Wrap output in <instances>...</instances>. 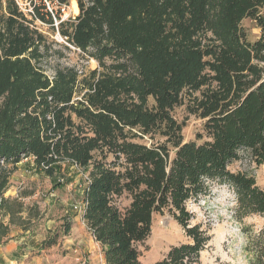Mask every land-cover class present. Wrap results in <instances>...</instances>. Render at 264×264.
<instances>
[{"label":"trees","instance_id":"trees-1","mask_svg":"<svg viewBox=\"0 0 264 264\" xmlns=\"http://www.w3.org/2000/svg\"><path fill=\"white\" fill-rule=\"evenodd\" d=\"M75 1L78 15L62 21L43 0L28 12L0 0V246L37 216L23 218V204L4 197L27 158L48 178L62 163L87 172L82 220L104 264H141L137 246L165 213L187 243L152 264H200L211 237L186 205L213 185L233 193L238 224L256 216L264 225V190L230 170L242 157L264 166V0ZM243 20L260 29L255 41ZM37 23L97 69L50 66L63 54ZM179 107L202 121L200 143L183 141ZM70 229L66 221L61 235ZM242 230L248 264H264V226Z\"/></svg>","mask_w":264,"mask_h":264},{"label":"rangeland","instance_id":"rangeland-1","mask_svg":"<svg viewBox=\"0 0 264 264\" xmlns=\"http://www.w3.org/2000/svg\"><path fill=\"white\" fill-rule=\"evenodd\" d=\"M22 11H31L32 5L38 7L37 0H14ZM58 7L55 0H43L49 3L53 13L60 14L62 21L74 18L71 3ZM78 10V9H77ZM264 16V8L260 12ZM55 22L54 20V26ZM39 30L53 42V50L60 51L62 58L54 55L50 66L59 64L63 67L76 66L79 70L97 69L93 60H85L82 55L71 50L64 52L61 47L66 43L57 32H52L48 26L37 23ZM246 38L255 41L260 34L256 23L250 20L241 22ZM50 72V71H49ZM48 72V73H49ZM178 122L184 123L183 141L200 143L197 140L202 135V121L188 116L183 107L172 112ZM144 143L150 145L149 142ZM230 170L246 171L252 174L256 185L264 190V166L255 167L245 157L235 162ZM55 177L48 178L36 170L31 158L23 159L14 169L4 197L18 199L27 212L37 213L29 222L27 231L16 226L10 228L5 242L0 246V264H104L101 249L94 242L82 220L83 190L87 182V172L71 163H62L55 167ZM122 204H126L122 202ZM234 195L224 186L213 185L208 196L198 202H188L187 211L193 216L192 225H201L209 229L210 242L200 255V264H248L245 247L248 236L243 228L257 233L263 228V220L252 216L238 224L233 218ZM69 221L71 229L67 236L61 235L62 225ZM58 234L56 244L45 247L44 242ZM187 243L181 227L165 213L154 216L150 236L137 246L141 264H152L162 259L169 248Z\"/></svg>","mask_w":264,"mask_h":264},{"label":"bare ground","instance_id":"bare-ground-1","mask_svg":"<svg viewBox=\"0 0 264 264\" xmlns=\"http://www.w3.org/2000/svg\"><path fill=\"white\" fill-rule=\"evenodd\" d=\"M71 5H72V8H73V12H74V14H77V12H78V8H77V4H76V2L75 1H73L72 3H71Z\"/></svg>","mask_w":264,"mask_h":264},{"label":"built area","instance_id":"built-area-1","mask_svg":"<svg viewBox=\"0 0 264 264\" xmlns=\"http://www.w3.org/2000/svg\"><path fill=\"white\" fill-rule=\"evenodd\" d=\"M45 5H46V9H47V11L50 12V13L52 14V11H51V9H50V7H49V3L45 2ZM57 24H58V23L55 22V26H56ZM82 212H83V208H82Z\"/></svg>","mask_w":264,"mask_h":264},{"label":"water","instance_id":"water-1","mask_svg":"<svg viewBox=\"0 0 264 264\" xmlns=\"http://www.w3.org/2000/svg\"><path fill=\"white\" fill-rule=\"evenodd\" d=\"M76 2V1H75ZM77 4V3H76ZM77 8H78V6H77ZM78 12H79V10H78ZM78 15V14H77ZM75 18V17H74Z\"/></svg>","mask_w":264,"mask_h":264}]
</instances>
